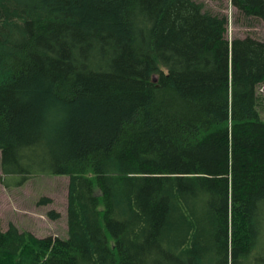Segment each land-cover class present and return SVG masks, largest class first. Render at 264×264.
Returning a JSON list of instances; mask_svg holds the SVG:
<instances>
[{"label":"trees","instance_id":"obj_1","mask_svg":"<svg viewBox=\"0 0 264 264\" xmlns=\"http://www.w3.org/2000/svg\"><path fill=\"white\" fill-rule=\"evenodd\" d=\"M227 25L195 0H0V170L68 177L66 237L0 222V264L261 258L264 41Z\"/></svg>","mask_w":264,"mask_h":264},{"label":"rangeland","instance_id":"obj_2","mask_svg":"<svg viewBox=\"0 0 264 264\" xmlns=\"http://www.w3.org/2000/svg\"><path fill=\"white\" fill-rule=\"evenodd\" d=\"M213 14H223L227 18V38L251 36L264 41V25L256 19H244L230 4L229 0H195ZM262 107H258L264 120V83L259 87ZM6 179L5 184L3 180ZM19 176L4 177L0 170V222L2 229L9 223L20 230L31 232L36 237H66V205L68 177L34 176L20 183ZM20 183V184H19ZM41 198L50 199L49 203L39 204ZM50 212L59 216L52 219ZM261 258L253 264H264V247L259 252ZM242 264V263H241ZM246 264V263H243Z\"/></svg>","mask_w":264,"mask_h":264}]
</instances>
